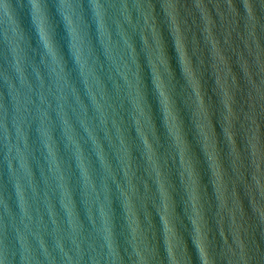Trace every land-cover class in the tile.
<instances>
[{"label": "water", "instance_id": "obj_1", "mask_svg": "<svg viewBox=\"0 0 264 264\" xmlns=\"http://www.w3.org/2000/svg\"><path fill=\"white\" fill-rule=\"evenodd\" d=\"M245 2H145L119 264L133 235L149 264H264V0Z\"/></svg>", "mask_w": 264, "mask_h": 264}, {"label": "clouds", "instance_id": "obj_2", "mask_svg": "<svg viewBox=\"0 0 264 264\" xmlns=\"http://www.w3.org/2000/svg\"><path fill=\"white\" fill-rule=\"evenodd\" d=\"M137 6L139 7V5H137ZM76 7H77V5L74 4L73 2H69V0H59L58 8L60 11V15L63 17V19L65 21L66 29L69 33V36L73 40H74L75 29L72 27V23H73V21H72L73 14L72 13ZM94 7L96 9H99L100 5L98 3H94ZM31 8H32V6H31ZM225 8H226V11L228 12V14L235 15L236 9L231 2L227 3ZM243 8L245 10V19H251L252 14H253V10H254V4H253L252 0H246V2L243 5ZM0 17H2L4 19L5 23H9L13 27L14 31L17 30V28L19 26L18 20H17L16 15H15L14 6L10 2V0H0ZM45 46L48 49L47 54L50 55L53 62H55L56 53L52 50V48L50 46H47V41H45ZM72 48L73 49L75 48L74 43H72ZM178 63L181 66V61H180L179 56H178ZM166 121H167V113L165 112V116H164V119L162 121L163 126H166ZM169 132H170V129H169ZM132 241H133L132 246L134 248V255L136 257V264H149V261L152 259V256H151L150 252L148 251L147 246L144 245L142 247H138L136 244L135 235H133ZM74 243H76V241H74ZM195 244H197V246H198V241H195ZM108 246L110 249L111 257L115 261L119 260V257L113 248V242L111 240V234L110 233H109V245ZM61 247H63V246L61 245ZM78 247H79V245H78ZM200 252H201V255L203 257L204 264H211L212 257L210 255L205 256L204 250L202 248L200 249ZM169 254H171L170 249H169ZM66 255H67V253H66ZM27 259H28V256H25V260H27ZM69 259H71V257H69ZM93 259L95 261V264H99V261L96 260L95 257ZM0 264H9L6 251L0 250Z\"/></svg>", "mask_w": 264, "mask_h": 264}, {"label": "snow or ice", "instance_id": "obj_3", "mask_svg": "<svg viewBox=\"0 0 264 264\" xmlns=\"http://www.w3.org/2000/svg\"><path fill=\"white\" fill-rule=\"evenodd\" d=\"M39 3H40V0H29V4L33 8L34 15L36 13V10L38 9ZM97 3H99V0H97Z\"/></svg>", "mask_w": 264, "mask_h": 264}]
</instances>
